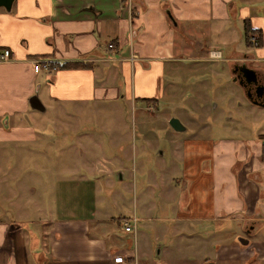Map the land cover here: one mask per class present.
Returning a JSON list of instances; mask_svg holds the SVG:
<instances>
[{
	"label": "crops",
	"instance_id": "crops-1",
	"mask_svg": "<svg viewBox=\"0 0 264 264\" xmlns=\"http://www.w3.org/2000/svg\"><path fill=\"white\" fill-rule=\"evenodd\" d=\"M246 20L260 30L255 33L258 46L246 38ZM6 49L11 58L0 61V146L6 148L55 140L37 125L53 124L57 137L91 136L98 127H106L93 119L81 121L77 113L106 110L107 103L121 100L135 107L143 98L157 104L167 92L174 96L184 86L181 76L187 84L194 73L201 78L200 86L207 85L208 75L217 88L224 80H233L249 103L258 106L236 80L234 68L245 64L264 78V0H15L11 11L0 10V54ZM214 50L221 58L210 57ZM36 61L42 63L38 70ZM53 62L88 66L53 68L49 65ZM34 95L44 110L32 107ZM46 102L64 118L47 116L53 119L48 122L41 114L29 116L32 110L45 112ZM135 122L139 128L146 124L142 119ZM213 125L203 122L208 131ZM138 133L143 136L140 129L135 136ZM238 134L239 129L211 138L196 133L177 142V136H171L172 156L175 163L182 161L186 182L176 219L187 227L183 234L188 241L199 238L202 249H209V238L213 242L205 262L264 264V131L255 129L251 138ZM80 146L84 156L87 149ZM117 146L127 147L124 142ZM175 163L169 166L172 180L177 177ZM83 166V173L79 167L73 171L86 178L91 167ZM120 206L52 218L48 229L42 226L40 250L31 248L36 233L27 224L25 209L20 217L13 214L8 219L0 213V264H120L114 261L117 255L132 264H151L152 240L137 225L144 219L134 208L136 225L125 231L122 220L131 215L120 213ZM223 222H234L242 230L237 241L235 236L234 241H225ZM193 224L202 234L197 235Z\"/></svg>",
	"mask_w": 264,
	"mask_h": 264
},
{
	"label": "rangeland",
	"instance_id": "rangeland-1",
	"mask_svg": "<svg viewBox=\"0 0 264 264\" xmlns=\"http://www.w3.org/2000/svg\"><path fill=\"white\" fill-rule=\"evenodd\" d=\"M3 9L5 10L4 7L0 8ZM240 49H244V46L241 45ZM41 64L40 62V67ZM190 75L192 77L187 84L184 81L187 78L180 77L184 86L177 89L174 96L173 92H167L165 98L160 99L157 104L153 101L138 102L135 107L133 102L121 100L107 103L106 110H89L87 114L80 116L77 113V119L99 121L110 132H100L106 128L98 127L91 136L76 137L74 133H69L64 138L55 136L57 128L53 124L45 128L37 125L38 130L48 129L49 137H55V140L42 143V146L40 143L27 144L26 147H14L13 144L9 148L0 146V152L5 155L0 157V213L7 214L5 216L8 219L13 214L20 217L19 212L23 209L27 211L30 217L27 224L36 233L31 247L33 250H40L42 226L43 229H48L52 218L85 216L90 214L93 207L102 211L111 210L114 204H122L119 207L120 213L131 215V223L134 208L144 219L137 225L138 231H144L146 238L150 237L152 240L151 264H203L207 255L211 256L206 251L213 248L210 238L209 249H202L199 238L188 241L186 233L183 234L187 227L176 219V212L180 210L178 201L183 198L186 182L180 171L182 161L179 159L175 163L172 156L171 136H177L176 139L174 137L177 142L195 136L196 133L198 137L203 135L211 138L217 134L231 135L233 130L239 129V136L251 138L255 136V129L264 131V107L249 103L233 80H224L219 85L222 88H217L210 75L206 76L209 81L206 86L199 85V74ZM165 79L167 80V76ZM190 83L198 87L197 90ZM231 89L234 93L230 92ZM46 103L48 108L45 112L32 110L29 116L41 114L42 120L48 119L47 116H56L53 108ZM56 117L64 118L58 115ZM172 117L179 118L187 129L182 132L174 131L169 124ZM139 119L146 121L140 128L135 122ZM51 120L48 122H52ZM203 122L215 125L208 131ZM139 129L143 136L138 133L137 137L135 131ZM114 130L116 134H113ZM122 142L127 147L125 150H118L117 143L121 145ZM79 143L87 149L84 156ZM177 146L180 147V144L177 143ZM110 150H115L116 153H111ZM127 150L130 151L129 158ZM174 163L178 170L177 177L172 180L169 166ZM83 165L91 167V173H87L86 178L73 171L79 167L83 173ZM164 166L168 167L164 169ZM85 179L88 181L83 183L82 180ZM193 225L197 229V235L202 234L199 225ZM220 225L225 230V241H234V236L235 241L237 237L239 239L242 230L234 222H223ZM187 243L191 244L188 249ZM243 263L218 261L216 264Z\"/></svg>",
	"mask_w": 264,
	"mask_h": 264
},
{
	"label": "water",
	"instance_id": "water-1",
	"mask_svg": "<svg viewBox=\"0 0 264 264\" xmlns=\"http://www.w3.org/2000/svg\"><path fill=\"white\" fill-rule=\"evenodd\" d=\"M14 1L15 0H0V8L4 7L7 11H11ZM237 68H239L240 70H242L244 72V78L246 81V83H244L241 80V81H239L240 84L243 85V83H244L243 86H247L249 84H254L256 86L259 85L258 72L256 70L249 68L245 64L242 66H237ZM258 88L260 89L259 90V92H260L259 96L255 99L250 94H248V98L254 104L264 106V98H261L263 96L264 86H259ZM30 103H31L33 108H36L39 110L45 109L44 105L42 104V101L40 100V98L37 95H34L30 98ZM169 123H170L171 127L177 132H182V131H185L187 129V127L184 125V123L177 117L170 118ZM203 264H216V263L213 261H206Z\"/></svg>",
	"mask_w": 264,
	"mask_h": 264
},
{
	"label": "built area",
	"instance_id": "built-area-1",
	"mask_svg": "<svg viewBox=\"0 0 264 264\" xmlns=\"http://www.w3.org/2000/svg\"><path fill=\"white\" fill-rule=\"evenodd\" d=\"M249 41L253 45L258 46L259 45V36L251 33L249 35ZM109 47L110 48L114 47L113 43H110ZM210 57L212 59H219V58H221V52L217 51V50L211 51ZM10 58H11V54H10V50H8V49L4 50L0 54V61L7 62L10 60ZM39 67H40V61H36V63H35L36 70H38ZM122 225H123L125 231L130 232L134 229V226L136 225V219H134L132 223L130 220H123ZM114 261L116 263H120V264H132V262L128 261L127 258L123 255L115 256Z\"/></svg>",
	"mask_w": 264,
	"mask_h": 264
},
{
	"label": "trees",
	"instance_id": "trees-1",
	"mask_svg": "<svg viewBox=\"0 0 264 264\" xmlns=\"http://www.w3.org/2000/svg\"><path fill=\"white\" fill-rule=\"evenodd\" d=\"M244 31H245L246 38L248 39V42H249V35L251 33H260V30H256V29L252 28V26L248 20L245 21ZM259 43H260V37H259ZM49 65L53 68H78V67L88 66L84 62H53V63H50ZM141 100L143 102H147V101L148 102H152V101L154 102V100L151 98H143Z\"/></svg>",
	"mask_w": 264,
	"mask_h": 264
},
{
	"label": "flooded vegetation",
	"instance_id": "flooded-vegetation-1",
	"mask_svg": "<svg viewBox=\"0 0 264 264\" xmlns=\"http://www.w3.org/2000/svg\"><path fill=\"white\" fill-rule=\"evenodd\" d=\"M237 66H242V65H237ZM237 66H235V68H234V74H235L236 80H238V81L242 80L244 83H246L245 78H244V72L242 70H240L239 68H237ZM258 79H259V85L258 86L254 85V84H249L247 86H243L244 85V83H243L242 87L244 88L247 96H248V94H250L255 99L259 96V93H260L259 90L260 89L258 87L264 86V78H263V76H261L258 73ZM261 98H264V92H263V96Z\"/></svg>",
	"mask_w": 264,
	"mask_h": 264
}]
</instances>
